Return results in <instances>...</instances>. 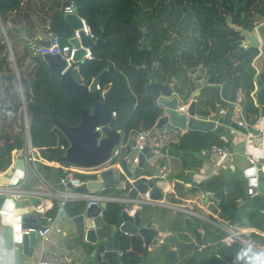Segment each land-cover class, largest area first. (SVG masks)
<instances>
[{"label": "trees", "instance_id": "1", "mask_svg": "<svg viewBox=\"0 0 264 264\" xmlns=\"http://www.w3.org/2000/svg\"><path fill=\"white\" fill-rule=\"evenodd\" d=\"M151 1L72 0L77 12L86 19L95 35L99 34L102 28L104 29L103 43L91 46L92 57L80 61L78 67L85 78H91L102 69L108 68L99 78L98 83L102 87L104 85L113 87L114 92L106 101L109 106L115 107L114 124L122 130L123 140L128 141L127 146L122 150L123 154H126L130 148L129 135L132 133L144 129L159 131L153 127L161 113V109L153 103L157 92L152 86L145 87L146 71L144 68H137L145 58L149 61L147 48L158 54L164 41L159 31L162 20L153 12L149 13L147 9ZM189 2L196 10L195 17L200 27L199 35L203 37L209 35L212 39L210 48L205 46L198 49V56L193 61L201 62V57L206 51L211 67L219 69L222 65L219 64L222 62L225 66L221 72L224 78L219 76V79L226 80L225 93L228 91L233 69L242 73V88L250 91L252 89L250 78L253 73L251 63L259 50L255 47L244 49L239 46V33L226 25L224 18L230 14L233 22L244 27L250 23L254 24L264 18V0H190ZM63 6V0H0V173L10 168L15 160L16 151L23 148L25 118L29 123L31 145L38 160L47 163L56 161V168L61 175L65 173V167L71 164L57 160L64 153V148L56 142L52 122L35 116L49 115L55 109L61 121L75 125L80 121L84 99L78 94L68 92L60 74L50 71L46 61L33 53L32 48L26 44V37L33 36L36 32L42 36L52 32L58 36L61 43L68 41L73 28L63 15L61 10ZM100 16L104 19L102 26L99 25ZM166 21L170 19L166 17ZM142 28H145L144 32ZM170 65L171 60L166 58L161 60L159 78L165 76ZM247 99L252 101L248 95L241 101L245 117L251 123L258 117V109L253 103L247 102ZM210 101L213 106L212 97ZM9 112L12 116H8ZM160 140L163 146H167L169 154L179 157L183 170L199 167L201 160L198 153L203 148L212 143L227 142L218 134L198 130H187L177 135L173 131L163 133ZM227 180L228 176L225 172L219 171L209 179V187L211 190H217ZM233 181L234 187L219 206L221 214L225 213L229 204L235 208L237 198L246 195L243 178L237 176ZM198 185L204 186L205 181ZM177 191L179 195H173L171 200L182 201L181 197L191 192L186 186L177 188ZM194 193L195 191L192 194ZM84 205L85 202L82 200L66 201L65 209L73 215L79 213ZM56 207L57 201H54L48 210L39 213L44 220L43 225L52 219ZM120 209L118 203H108L103 209V218L107 222L119 223ZM248 218L251 226L263 227L264 214L259 208L251 210ZM200 226L205 230L206 243L217 242L216 253L227 260L236 256L239 243L222 245L218 239L224 232L211 224L200 223ZM251 233L253 237L260 236ZM149 236L146 234V239H149ZM260 241H264V238L261 237ZM121 242V249H125L127 239L122 237ZM206 248L208 249V245ZM178 253V257H181L180 264H183L185 253L184 251ZM145 255L144 258H140L130 251H124L121 257L127 264L138 262L145 264L147 253ZM164 256L169 264L167 251L163 253ZM176 262L177 259L174 257L172 264ZM188 264L219 263L216 259L205 256L198 263L195 259H190Z\"/></svg>", "mask_w": 264, "mask_h": 264}, {"label": "water", "instance_id": "2", "mask_svg": "<svg viewBox=\"0 0 264 264\" xmlns=\"http://www.w3.org/2000/svg\"><path fill=\"white\" fill-rule=\"evenodd\" d=\"M69 3L72 4V11L63 12V15L72 28L80 27L81 23L75 3L72 0H63V5ZM61 10L63 11V7ZM225 21L229 27L239 33V46L244 49L249 47L260 49L262 39L253 23L244 27L233 22L230 14L226 16ZM103 23L104 19L100 16L99 25L102 26ZM142 31L144 32L145 28H142ZM103 34L104 29L102 28L93 39L81 34L80 37L70 36L68 41L75 46L81 43L91 48L94 44L103 43ZM53 35L54 33L50 32L46 36H42L36 32L33 36L26 37V44L30 47L49 45ZM139 41L141 42V39ZM83 53V48L77 49L74 59L79 60ZM163 53V49L159 54L152 51L149 61L144 59L141 64L137 65V68H144L146 71L147 82L144 84L145 87L152 86L157 92L153 103L161 109V113L153 127L159 131L143 130L148 134V139L139 152L134 148L136 134L132 133L129 139L130 148L126 156L120 157L118 161L101 168L98 173L96 171H72L71 176L80 181V184L72 187L73 189L108 190L115 188L130 196L139 195L149 189L150 198H159L164 189L163 186L168 180V170L162 172L161 168L165 162L161 157L162 152L157 154L158 150H152L151 148H155V145L150 144V141L159 142L163 133L169 132L170 128L179 130L180 133L187 130H198L213 132L220 136L228 135L232 129L245 134L248 132L245 124L240 122L239 114L242 108V99H245L247 95L251 98L261 99L264 91V60H256L259 51L251 63L253 67L250 78L252 89L246 91L242 88L240 79L242 73L233 69L226 93V80L218 81L216 71L209 74L204 70L196 74L178 72L174 75L178 65L173 60L165 76L159 78L158 62L163 59ZM38 55L46 61L49 70L52 72L60 74L66 64L64 57L58 52H44ZM107 69V67L102 69L91 78H84L77 67L69 68L60 74L66 90L78 94L84 99L85 103L81 107L80 121L77 124L70 125L67 121H61L55 109L49 115H34L36 118H44L52 122L56 142L64 148V153L57 160H64L81 166L96 165L109 157L112 147L121 139V131L114 124L116 117L112 115L115 107L109 106L106 101L107 97L114 92L113 87L108 85L102 91L96 88V83ZM239 92L241 93L239 94ZM210 97L213 98V106H211ZM183 100H188V104L185 110L181 111L178 109V105ZM134 154H137L138 162L135 167H132L130 158ZM249 161L247 164H243L245 166L237 162L238 169H241L238 175L244 178L248 185H253L256 192L253 195L248 194L245 197L237 198L235 208L230 204L227 206L224 213L226 225L236 227L241 221L250 226L247 213L255 207L264 208V163L258 164L253 160ZM13 168L12 172L7 171L6 174L0 175V182L15 183L18 177L24 174L23 157L20 156L14 160ZM25 173L28 181L34 183L32 189H36L35 176L31 174L29 169ZM56 175L58 177L57 183L54 185L56 189H63L70 185V182H67L66 185L62 184L59 181L60 175L58 173ZM47 179H51V175H48ZM177 186L182 187L183 182L174 179L172 187ZM233 187V180H227L219 189L211 190L209 180H206L201 202L209 209L210 207L217 209ZM189 189L194 191L192 186ZM195 189L199 190L200 188L196 186ZM30 194L37 196L35 193ZM211 198H214L215 201ZM1 205L12 206L13 214L6 215L17 217L12 221H9V218L3 220L6 225L8 246L12 245L13 240L21 242L24 250L31 246H37L40 238L34 229L39 227V223L31 204L23 205L21 199L13 200L10 198L6 201L0 196ZM107 205L108 203L105 201L99 204L91 203L89 206H83L79 213L71 215L66 211L65 203L58 199V211L53 221L54 225L61 220H66L73 227L72 233L79 239V255L73 264H127L118 254L122 246V237L127 239V245L137 257L144 258L147 253V261L155 260L167 251L169 264H172L175 253L184 251L187 254H184L183 264H188L190 259H195L198 263L205 256L216 259L219 264H249L245 252H240L236 254L233 260L227 261L216 253H210L206 248L197 249L198 244L205 242V230L202 227L199 228L198 224H211L200 215L192 216L189 213H184L181 216V227L166 231L164 222H157L155 210L152 209L151 213L147 214L143 209L144 205L160 204L152 202L139 204L134 214H128L127 211L120 209L121 224L113 221L107 222L103 218L100 209H105ZM188 207L194 208L195 204L190 203ZM205 209L200 207L201 215H207ZM194 218L197 220L195 223H193ZM146 234L150 235L149 239H146ZM187 235H190L191 238H188ZM142 236L145 238V245Z\"/></svg>", "mask_w": 264, "mask_h": 264}, {"label": "built area", "instance_id": "3", "mask_svg": "<svg viewBox=\"0 0 264 264\" xmlns=\"http://www.w3.org/2000/svg\"><path fill=\"white\" fill-rule=\"evenodd\" d=\"M72 11V4H64L63 6V12H71ZM78 13V12H77ZM79 14V13H78ZM79 20L81 23L80 27L73 28V32L71 36L80 37L81 34L86 35L87 37L93 39L96 35L94 34L93 30L91 29L90 25L86 21V19L79 14ZM264 22V18L257 20L254 25L258 31V27L260 23ZM33 50V53L35 54H41L44 52H51L60 53L65 61L66 64L61 70L60 74L63 73L65 70L77 67L78 63L81 60H84L86 58L92 57L91 49L88 46H85L81 43H79L78 46L73 45L69 41L61 43L57 35H53L50 38L49 45H35L31 47ZM83 48L84 53L81 55L79 60L74 59V54L77 49ZM97 89H102L103 87L100 86L99 83H96ZM256 101L255 97L252 98ZM188 104V100H183L178 105V109L181 111H184L186 106ZM112 115H116V111H112ZM259 119V116L257 117ZM256 119V120H257ZM241 123H245L246 121L240 120ZM135 144L134 148L139 152L146 144V140L148 139V134L144 131L140 130L135 133ZM258 132L253 134V137H258ZM24 145L21 150L16 151L20 152L22 154L24 163H25V171L29 169L31 171V174L35 176V184L36 189H18L15 185H10L8 183H2L0 182V194H10V198L13 200L20 199L23 195L27 193H35L38 196L41 195H51L55 196L58 199L61 200V202L65 203L66 201H75V200H82L85 202L84 206H89L91 203L99 204L103 201L107 203H118L121 206V209L127 211L128 214H134L136 207L139 204L152 202L156 204H162L169 208L180 210L184 213H189L192 216L200 215L204 219L208 220L212 225L216 226L224 234L218 239L219 243L222 245H230L233 242L239 243V249L238 253L245 252L247 260H249V264H264V242H255L250 237V227L245 225L244 223L234 227L233 225H226L225 219H222L219 216L220 209L216 211V213H209L207 215H201L200 209L195 208H189L188 205L190 203L198 202V204H201V199L204 196V193H200L195 198H189L185 199L184 201H164L163 198H150L149 197V189H147L144 193H141L139 195L130 196L126 192H110L106 190H94V189H73V186H77L80 184V181L77 178H73L71 176L72 171L80 170L85 172H91V171H98L108 165H111L114 161H118L120 157H125L126 154L122 153V150L125 149V147L128 144V141H124L123 139L119 140L117 144H115L112 147L111 153L109 157L104 160L103 162L91 165V166H81L76 164H70L68 167H65L64 171L65 173L60 176L59 181L66 185L67 182H70L69 186H65L63 189H51L48 184L47 176L44 173V167L43 164L39 163L38 158L35 156V153L33 151L31 140H30V133H29V123L27 118H25L24 121ZM150 144H154L155 148H151L152 150H157V146L160 145L159 142H150ZM61 146V145H60ZM62 147V146H61ZM130 147V145H129ZM202 153H204L208 159H210L216 166L221 165L223 160L228 156L230 153V147L227 142L222 143H212L208 147H205L201 150ZM252 161V160H251ZM138 162V156L137 154H134L130 158V163L132 167L136 166V163ZM13 166V165H11ZM10 166V168H11ZM162 170V168H161ZM6 172V171H5ZM5 172H1L0 175H4ZM26 174V173H25ZM26 177V175H22L21 177H18V179ZM17 179V181H18ZM16 181V182H17ZM16 182L14 184H16ZM247 193L250 195H253L256 190L253 185H249L246 189ZM33 211L37 213H43L45 211V205L41 202H38L36 204H32ZM205 206V204H204ZM203 207V206H202ZM101 212H103V208L100 209ZM12 210H8L5 208H0V214H12ZM50 219V217H47ZM122 222L120 221L119 224ZM56 228L57 230H60V227L57 225H52L50 223L46 225H42L34 229L36 230L38 236L40 239H47L48 238V232L52 228ZM264 234V233H263ZM143 244L145 245V238L142 236ZM213 243V242H212ZM211 244L210 241L203 242L202 244H198L196 246L197 249H203L206 248L207 245ZM124 251H129V247L125 249H119L118 254L122 255ZM234 257L230 260H233ZM227 260V259H226ZM227 260V261H230ZM38 264H71L70 260L66 257L58 256L51 252H42L39 256V259L37 260Z\"/></svg>", "mask_w": 264, "mask_h": 264}, {"label": "crops", "instance_id": "4", "mask_svg": "<svg viewBox=\"0 0 264 264\" xmlns=\"http://www.w3.org/2000/svg\"><path fill=\"white\" fill-rule=\"evenodd\" d=\"M258 32L260 33V36L262 39V44L260 46V49H258L259 54H258L257 58L259 60H264V28H263V30H260L258 27ZM159 62H158V66H159ZM107 86L108 85H104L103 88L99 89V90L102 91L105 88H107ZM240 93L241 92H239V94ZM246 101L253 103L257 107L259 119L256 118L257 120L250 123L247 120V118L245 117V112H244L243 107L241 108L240 114L238 112H236V114L240 115V119L242 121H244V122L246 121V124L245 123H243V124H245V126L247 127L248 132L245 134V133L240 132L238 130L232 129L228 135L222 136L227 141V143L230 147V153L223 160L221 165L216 166L210 159L207 158V156L204 153H202L200 151L198 153L199 158L201 160L199 167L189 168V169L183 170L179 157L176 155L169 154L167 151V146L163 147L165 152H162V153H165L166 157L173 160V162H175V165L177 166L176 171H172L173 174L168 170V173H167L168 180H167L166 184L163 186L164 189L161 193V198H163L164 201H166V202L167 201H173V200H171V197H173V195H176V196H177V194L179 195L177 188H182L185 186L186 187L192 186L195 193L192 194L193 193L192 191L185 193V195L183 197H181V198H183L182 201H184L185 199H189V198L190 199L195 198L196 196H198L200 193L203 192V186H199L198 184L202 181L204 182L206 180H209L213 175L217 174L219 171H224L225 174L228 176V180H233L234 178L239 176L238 172H240V170H241V169H238L237 162L242 166H245L243 164H247L249 160L250 161L253 160L254 162H257L258 164L264 163V93H262L261 99H256V101L253 99H252V101L247 99ZM115 117H116V115H115ZM120 131H121V137L120 138L123 139L124 138L123 132H122V130H120ZM256 132H258V134H259L258 137H253V134ZM179 133H180L179 130H178V132H174V134H179ZM130 137H131V135H129V139H130ZM170 137H173V136H170ZM150 142H153V141H150ZM159 144H160V142H159ZM156 148L159 151V149H160L159 145ZM17 153L18 154L16 155L15 159L20 157V156L22 157V154L20 152H17ZM159 153H160V151L157 154H159ZM39 163L43 164L42 166L44 167L45 175L47 177H48V175H51V179H47L49 187L52 190L56 189L54 186L58 180V177L56 174L58 173L61 176L58 169L56 168L57 162L52 161L50 163L49 162L47 163L44 161L43 162L39 161ZM167 164L168 163L165 160L164 165L162 167V172L167 170ZM13 170H14V168H13V166H11V168H9L7 171L12 172ZM236 170H237V172L235 173ZM6 172H5V174H6ZM25 172H24V175H25ZM179 174H181V175L179 176ZM174 179H177V180L183 182V186L182 187L177 186V187L173 188L172 184H173ZM243 182L245 184L244 190L246 192V195H248L246 189L249 185L246 183V180L244 178H243ZM7 183L10 185H15V186L17 185L16 187L18 189H25V190L31 189L34 186V183H30L28 181L27 176L18 179L16 184L9 183V182H7ZM233 185H234V181H233ZM196 186L199 187L200 189L196 190L195 189ZM106 191L121 192V191L115 190L113 188L108 189ZM9 195L10 194H4V193L0 194V196H2L3 199L6 201L10 200ZM227 195L228 194H226V196ZM20 199L22 200L23 205H28V204L32 205V204H36L38 202H41L42 204L45 205V211L48 210L52 206L54 201H57V207H56L55 213L52 216V219L46 223V224L50 223V224L54 225L53 221H54V218H55L57 211H58V198L57 197L51 196V195L33 196L30 193H27V194L23 195ZM211 200L215 201L214 198H211ZM200 207L203 209L206 208L205 210L207 212H205V213H207V214H209L210 212L216 213V211L219 208L218 207L217 209H215V208L210 207V209H209V207H206V205L204 206L203 203L198 204V202H195L194 208L200 209ZM0 208L12 210V206L10 207V205H9V207H6V205L5 206L1 205ZM255 208H258V207H255ZM143 209L145 210V212L147 214L151 213L152 209L155 210L157 222L163 221L164 224L166 225V228H165L166 231H170L171 229L179 228L182 225L181 216L184 214V212H182L180 210H175V209L169 208V207L162 205V204L154 205V206L144 205ZM259 209L264 214V208H259ZM34 213H35V216L37 218L39 225L42 226L44 223L43 218H41L39 213H37L35 211H34ZM247 216H248V213H247ZM15 217L16 216L11 217L10 215H6V214H3V216H0V264H38L37 260L39 259L40 254L42 252H45V251L54 253L58 256L60 255L62 257H66L70 260L71 264H73L76 261L78 255H79V250H80L79 239L77 238L76 235H74L72 233L73 227L66 220H61L58 224H56L58 227H60V230H57L54 227L48 232V238L47 239H39L37 246H31V247H29V249L24 250L21 242L14 241V240H13V242L11 241L12 245L8 246L7 235H6V225L3 223V220L9 218L10 219L9 221H12V219H15ZM195 222H197V220H193V223H195ZM240 224H242L241 221L239 222V225ZM198 227L199 228L201 227L200 224H198ZM248 227H250L249 231H250L251 239L255 242L263 243L264 241L261 242L260 238L261 237L264 238V234H263L264 233V222H263L262 228L254 227L251 225ZM217 229H219V228H217ZM220 231H222V230H220ZM251 232H254V233L258 234V236L259 235L260 236L259 237H255V236L253 237ZM187 237L191 238L190 235H187ZM9 243H10V239H9ZM213 243H215V242H213ZM216 244H217V242H216ZM128 247L129 246L127 245L126 248H128ZM129 251L131 253L130 247H129ZM210 253H216V252H210ZM186 254L187 253H185V255ZM216 254L219 255V253H216ZM178 256H179V253L176 252L175 253V258L177 259L176 264H180V261H181V259H180L181 257H178ZM145 264H168V261H166L165 256L163 257V254H161L155 260L154 259L150 260V261L146 260Z\"/></svg>", "mask_w": 264, "mask_h": 264}, {"label": "flooded vegetation", "instance_id": "5", "mask_svg": "<svg viewBox=\"0 0 264 264\" xmlns=\"http://www.w3.org/2000/svg\"><path fill=\"white\" fill-rule=\"evenodd\" d=\"M154 1H157V3H153ZM189 1L190 0H152L151 3L148 4L147 9L149 13L153 12L157 18L162 20V26L159 27V31L164 41L159 53L163 49V59L173 60L178 65L174 75L178 74V72H183L184 74H186V72H192L196 74L204 70L209 74L216 71L217 80L221 81L223 79H219V76L224 78L221 72L225 69L223 62L219 64H222L219 69L211 67L207 60L206 51L201 57V62L195 63L193 61V59L198 56V49H202L205 46H207L208 49L210 48L212 39L209 35L206 37L199 35L200 27L195 17L196 10ZM166 17H168L170 21L167 22ZM225 19L226 17L224 18L226 24ZM147 50L149 51L150 59V53L152 51L150 48H147Z\"/></svg>", "mask_w": 264, "mask_h": 264}, {"label": "rangeland", "instance_id": "6", "mask_svg": "<svg viewBox=\"0 0 264 264\" xmlns=\"http://www.w3.org/2000/svg\"><path fill=\"white\" fill-rule=\"evenodd\" d=\"M263 28H264V22L263 23H260V25H259V29L260 30H263ZM175 129H172V128H170L169 129V132H171V131H174ZM174 132H178V130H175ZM177 135V134H176ZM160 142V145H159V151L160 152H165V150H164V146H163V144H162V140H160L159 141ZM161 157L164 159V160H166L167 161V170H169L171 173H172V171H176V165H175V162H173V160H171L170 158H168V157H166V154L165 153H161ZM173 174V173H172ZM220 217H222V219H225V216H224V214H220L219 215ZM217 244H216V242L215 243H212L211 242V244H209L208 245V250H209V252H217Z\"/></svg>", "mask_w": 264, "mask_h": 264}, {"label": "clouds", "instance_id": "7", "mask_svg": "<svg viewBox=\"0 0 264 264\" xmlns=\"http://www.w3.org/2000/svg\"><path fill=\"white\" fill-rule=\"evenodd\" d=\"M8 116H12V113H11V112H9V113H8Z\"/></svg>", "mask_w": 264, "mask_h": 264}]
</instances>
